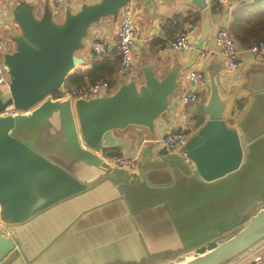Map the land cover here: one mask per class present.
Returning a JSON list of instances; mask_svg holds the SVG:
<instances>
[{
	"label": "water",
	"instance_id": "obj_1",
	"mask_svg": "<svg viewBox=\"0 0 264 264\" xmlns=\"http://www.w3.org/2000/svg\"><path fill=\"white\" fill-rule=\"evenodd\" d=\"M135 1L147 20L157 3L166 0H99L67 11L62 23L47 11L41 18L27 3L14 10L19 35L11 37L14 50L3 54L10 77L6 95L0 94V221L9 232H0V264H13L21 240L11 231L50 207L81 194L106 180L125 196L157 192L171 210V220L191 223L201 215L230 209L233 226L185 249L183 246L152 253L140 261L107 264H228L264 240V102H258L239 128L223 118L226 101L220 95L216 74H208V95L193 105L204 123L170 155L165 148L138 133L121 135L130 126L145 128L154 137L155 123H169V106L180 83V72L190 68L210 37L212 17L207 0H189L200 11L195 48L187 61H176L161 75L153 65L142 69L143 82L130 79L111 94L89 98L52 97L65 78L83 64L78 55L89 28L101 18H117L119 10ZM160 74V75H159ZM243 88L264 96V65L245 73ZM9 109L15 113H6ZM140 148L133 170L114 166L103 155L119 148L130 153ZM255 177L259 180L252 183ZM171 204L173 206H171ZM150 206V205H149ZM203 210V212H202ZM214 212V213H215ZM155 212L143 213L149 219ZM218 217L215 219L217 220ZM193 228L189 233L212 229ZM199 229V230H198Z\"/></svg>",
	"mask_w": 264,
	"mask_h": 264
},
{
	"label": "crops",
	"instance_id": "obj_2",
	"mask_svg": "<svg viewBox=\"0 0 264 264\" xmlns=\"http://www.w3.org/2000/svg\"><path fill=\"white\" fill-rule=\"evenodd\" d=\"M97 1L99 0H78L77 2L65 0L61 4H56L53 0H0V36L11 39L12 36L20 34L13 13L22 3L31 5L37 18H41L48 11L54 22L62 23L67 11L76 13L83 5L93 4ZM211 1L207 0L209 5H211ZM242 1L248 4L253 2L252 0ZM236 3L237 1L234 0H226V4L222 5L225 8L222 13L215 16L210 14L212 27L210 37L204 44L206 56L202 60L201 68L207 82L209 72L216 74L220 95L226 101L223 118L229 127L239 128L250 110L258 102H264V96H253L243 88L246 71L252 67L263 66L264 57L254 59V56L247 50L238 46L240 51L238 69L230 74L225 72L224 62L219 51L213 46L211 36L218 26H228L231 12ZM130 4L134 9V23L139 30V39L134 49V64L130 73L133 76L123 79V76L118 73L119 83L113 91L120 83L130 79L142 83V69L146 65H153L156 71L163 68L160 72L162 75L170 69L174 62L189 60L192 52L171 50L161 54L160 49L164 39L170 38V35L174 36L181 28L192 30L196 43L200 27V23L191 27L180 21L177 24L175 20V15L186 16L188 13H200L189 0L158 2L156 13L150 20L145 17L144 7L135 1H131ZM170 23L177 25L171 27ZM118 24L119 16L117 18L107 16L89 28L84 39V48L78 53L83 59V64L76 66L72 73L87 74L91 72L94 52L92 45L95 41H102L109 51L117 52L115 39ZM186 74L187 70H184L178 75L180 86L171 99L168 109L169 123L156 121L154 137H159L167 130L174 129H186L191 135L204 123L201 115L193 113L194 104L183 106L178 100L179 95L191 87ZM205 90L206 93L205 91L200 93L198 104L206 101L208 88ZM6 93L5 87L0 86V94L6 95ZM238 101L242 102L241 108H237ZM132 133H138L141 139L150 138L148 131L142 127H129L121 135L129 136ZM141 147L133 148L130 153L137 152L138 159H140ZM159 149L160 147L153 144V151ZM180 153V149L169 152L170 155H180ZM103 155L105 154L103 153ZM133 169L135 167L129 170ZM121 193V190L113 183L104 180L95 187L50 207L31 220L13 226L11 231L17 233L21 240V251L13 264H107L116 260L122 262L140 261L158 251L180 246L188 249L187 245H192V247L197 245L199 238H194L189 230L199 227L202 229L205 225H209L210 221H214L215 214L216 217L219 214V211L215 212V208H212L213 213L207 217L201 215L191 223L186 219L174 221L166 214L171 210L166 202L172 193H169L165 198H158L156 191L148 194H136L125 188L124 197ZM171 206L173 205L171 204ZM150 211H154L155 215L149 219L143 216V213ZM9 230L6 226L0 228L1 233L9 232ZM204 230L200 231L202 236L199 241H205L214 235L213 230L210 232H204ZM250 251L260 254L262 256L261 264H264V240L246 252ZM246 252L228 264L239 260Z\"/></svg>",
	"mask_w": 264,
	"mask_h": 264
},
{
	"label": "built area",
	"instance_id": "obj_3",
	"mask_svg": "<svg viewBox=\"0 0 264 264\" xmlns=\"http://www.w3.org/2000/svg\"><path fill=\"white\" fill-rule=\"evenodd\" d=\"M56 4H61L65 0H53ZM77 2L78 0H70ZM221 5L226 4V0H217ZM262 1V0H252ZM134 9L132 4L127 3L119 12V24L115 39V48L120 54L118 63V73L122 76H127L131 73L134 64V49L139 39V30L133 20ZM213 46L219 51L221 59L224 62V69L227 74L234 73L239 66L240 51L236 42L230 37L227 27L218 26L212 36ZM2 39L0 36V86H8L10 77L8 67L3 61V53L1 52ZM195 48V35L192 30H186L178 34L174 38H165L160 49L161 54H165L171 50L192 52ZM92 51L100 55L105 52V45L102 41H95L92 45ZM247 52L254 56V59H259L264 56V41H259L252 45ZM206 53L203 50L197 57L195 63L187 69L186 78L191 83V87L184 90L178 97L181 105H190L198 103L201 92L208 88L207 78L202 70V60ZM4 86V87H5ZM61 96H70L76 98H89L109 94V84L107 81L97 82L92 84L88 91L83 94L80 90L66 91L64 87L60 90ZM6 113L13 114L15 110L9 109ZM189 137V133L184 130H167L159 137L148 138L153 144L160 148H165L168 152L179 150ZM131 156L122 154H111L104 157L114 166L123 169H132L136 167L138 161V153L131 152ZM6 226L0 221V228ZM262 256L254 252H246L242 258L231 264H261Z\"/></svg>",
	"mask_w": 264,
	"mask_h": 264
},
{
	"label": "trees",
	"instance_id": "obj_4",
	"mask_svg": "<svg viewBox=\"0 0 264 264\" xmlns=\"http://www.w3.org/2000/svg\"><path fill=\"white\" fill-rule=\"evenodd\" d=\"M228 1V0H227ZM232 1V0H229ZM237 1L235 7L231 12V19L227 26L230 37L236 42L237 46L249 49L255 43L264 41V0L253 1L251 3H245L242 0ZM210 7V14L216 15L222 13L225 8L218 3L217 0H212ZM201 15L199 12L188 13L186 16L175 15V20L181 23H186L189 26H195L200 23ZM171 27L177 25L170 23ZM186 29H179L174 36L170 35V38L176 37ZM163 45V44H162ZM120 59L119 52L109 51L107 47L103 54L92 55V69L90 73L79 74L74 72L65 78L63 87L66 91L80 90L85 94L89 87L97 82L107 81L109 84V91L113 92V89L118 85V63ZM62 94L60 91H56L52 94V97L57 98ZM237 108H241L242 102H237ZM189 133L188 130H184ZM117 149V148H116ZM115 154H119L115 153Z\"/></svg>",
	"mask_w": 264,
	"mask_h": 264
},
{
	"label": "rangeland",
	"instance_id": "obj_5",
	"mask_svg": "<svg viewBox=\"0 0 264 264\" xmlns=\"http://www.w3.org/2000/svg\"><path fill=\"white\" fill-rule=\"evenodd\" d=\"M56 20H59V19H56ZM1 42H2V46H1V52L2 53L11 52L14 50V45H13L12 41L10 39H8L7 37L2 38ZM262 57H264V56H262ZM262 57H260L259 59H261ZM131 76H133V74H130L129 76H123L122 78L126 79V78L131 77ZM5 89L7 90L6 86H5ZM109 93H112V91H109ZM205 93H206V90H205ZM189 126H191V125H189ZM130 127H133V126H130ZM150 138H153V137L150 136ZM118 152H119V154H122L124 156H131L132 155L130 153L122 152L119 148L118 149H116V148L106 149L104 154H105V156H108V155L115 154ZM258 180H259V177H255L252 180V183L256 182ZM260 183L262 186H264V178H262L260 180ZM229 211H230V209H225V210L219 211V217L224 216V214L229 212ZM219 217L217 220H214L213 222L210 221V223L213 224L212 229H206V231H204V232H210V230H213V231L215 230L214 232H217L218 230H222L224 227L233 226L232 224H233L234 219H232V217L228 218V221L224 220V219H219ZM206 223H208V222H206ZM201 234L202 233H200V232L191 233V235L194 238H199L197 241L201 240V236H202ZM187 247H188V249L192 248V245H187Z\"/></svg>",
	"mask_w": 264,
	"mask_h": 264
},
{
	"label": "flooded vegetation",
	"instance_id": "obj_6",
	"mask_svg": "<svg viewBox=\"0 0 264 264\" xmlns=\"http://www.w3.org/2000/svg\"><path fill=\"white\" fill-rule=\"evenodd\" d=\"M109 94H111V93H109ZM108 95V94H107Z\"/></svg>",
	"mask_w": 264,
	"mask_h": 264
}]
</instances>
